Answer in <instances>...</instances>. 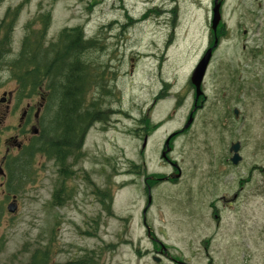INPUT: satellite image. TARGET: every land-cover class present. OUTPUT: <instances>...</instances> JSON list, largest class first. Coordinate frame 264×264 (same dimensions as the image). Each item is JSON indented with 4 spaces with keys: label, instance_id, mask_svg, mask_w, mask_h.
<instances>
[{
    "label": "rangeland",
    "instance_id": "rangeland-1",
    "mask_svg": "<svg viewBox=\"0 0 264 264\" xmlns=\"http://www.w3.org/2000/svg\"><path fill=\"white\" fill-rule=\"evenodd\" d=\"M213 2L0 0V98L16 89V111L4 121L0 104V161L21 108L46 99L44 136L19 133L23 148L6 161L46 143L59 107L57 90L21 94L11 65L42 16H49L45 46L74 28L94 42L81 58L82 92L102 115L64 179L58 164L35 153L9 191L4 165L0 264H24L37 249H47L51 264L85 257L91 264H264V0H222L215 35ZM215 37L196 100L190 77ZM237 142L234 166L229 148ZM166 149L181 175L154 185L146 208L145 176L171 172L160 157Z\"/></svg>",
    "mask_w": 264,
    "mask_h": 264
},
{
    "label": "trees",
    "instance_id": "trees-1",
    "mask_svg": "<svg viewBox=\"0 0 264 264\" xmlns=\"http://www.w3.org/2000/svg\"><path fill=\"white\" fill-rule=\"evenodd\" d=\"M43 19H37L41 28L33 37H26L22 43L18 58L11 63L14 69H17L15 80L18 82L20 93L23 94L28 89V96L38 93V90L47 87V89L57 90L59 107L57 109L56 120L66 125L68 131L62 135L61 128L54 133L52 139L54 141L66 137L69 141L72 137L78 138L79 134H75V127L81 115L91 117V105L83 109L81 105H85L83 88H85L86 71L83 70L82 55L87 49L94 47L93 41H87L81 29H64L60 32L57 40L47 46L44 45V38L49 24V16H42ZM93 82V81H92ZM23 95L19 94V97ZM73 131H70L71 129ZM43 138V137H40ZM76 140V139H75ZM26 147L24 152L26 155H20L19 158L6 161L5 167L8 170L7 188L11 191V179L22 177L26 174L29 158L35 153L49 155L47 143L40 145V148ZM53 151L59 150L53 145ZM57 163L60 165L61 158L56 157ZM59 174L64 179L67 172L60 169ZM62 193V188L57 190L55 196ZM58 198V197H57ZM0 210V217H1ZM47 249L35 250L29 260L24 264H51ZM2 251V243L0 242V253ZM67 264H91V261L85 257L77 262Z\"/></svg>",
    "mask_w": 264,
    "mask_h": 264
},
{
    "label": "flooded vegetation",
    "instance_id": "flooded-vegetation-1",
    "mask_svg": "<svg viewBox=\"0 0 264 264\" xmlns=\"http://www.w3.org/2000/svg\"><path fill=\"white\" fill-rule=\"evenodd\" d=\"M15 91H16V89H14L13 91H10V92H3L2 93V97L0 98V104L4 106V108H2V113H1L3 121H4V118L10 116L11 114L14 113V111H16V110H13L11 107L12 106L11 102H12L13 96L15 95ZM41 92L42 91H40L39 94H41ZM202 98H203V96H202ZM40 100H41V102H39L36 105L26 104L24 106V108L20 109L21 114H20V117L18 119V126L16 128L17 134L14 135V137H9V141H10L9 148H6V151H5L3 157L1 158V161H0V177H3L5 175L3 168L5 165V161L7 159V156L9 155L11 150L12 151L13 150L20 151L23 148V144L18 141L19 133H24V134L28 133V134H30V138H32V139L33 138H40V137L44 136V135H41L42 131H41V128L39 127V118H40V115L43 111V108L45 107L46 99H44V97L42 96V97H40ZM194 103H195V98H194L193 106H195ZM88 107H89V105H87V104L81 105L82 111H83V109H86ZM200 107H201V105H200ZM92 108H93V110H92L91 117L86 116L84 114L81 115V118L78 121L79 125L76 126L75 130H74V132H75L74 135L79 134V137L75 138L76 140L74 139V137H72L71 140L67 141L66 137L62 138V136L59 140H56V141H54L52 139L54 133L59 129V126L62 127L61 128L62 135H65V133L68 131L66 125L59 123L58 120H56V114L57 113L55 114V117L53 120L54 122L56 121V124L55 123L53 124V121H51V126L49 127V133L45 134L46 137L48 138L45 140H46V143L48 146L49 155H44V156L46 158H48L49 160L54 161L56 164H58L56 161V157L61 158L60 165L58 164V166L60 167V169L66 171V172H68L67 168L70 165H72L73 163L77 162L79 157L81 156V155H77V154H78V152L81 151L82 145H83L85 138H86L88 132L90 131V129L95 124H99L101 121L102 115H101V112L99 110L98 105L96 106V104L92 103ZM110 114H111V112H109V115ZM233 115H234V109H233ZM234 118H235V116H234ZM70 129H71L70 131H73L72 128H70ZM54 130H55V132L53 134H51V132H53ZM147 139H148V135L144 134V136H142L141 147L143 146L144 140H146V142H147ZM53 145H56L59 150H56V151L51 150ZM140 153L143 154V149L140 151ZM162 153H163V150L160 153V157L167 166L171 167V172L166 174V175H161V176H158V175H156V176H145V179L143 181V188H144V192L146 193L147 197H148L149 193H151V191L154 189V187H153L154 185H157L158 183H160V184L175 183L177 181L175 176H177L179 173L181 175V171L178 168L177 164L175 162L170 161L167 158L169 156L168 154L166 155V159H163L161 156ZM2 173H3V175H2ZM0 185L2 186V184H0ZM142 217H143V215H142ZM143 225H144V223H143ZM173 264H184V263H181L179 261H175Z\"/></svg>",
    "mask_w": 264,
    "mask_h": 264
},
{
    "label": "water",
    "instance_id": "water-1",
    "mask_svg": "<svg viewBox=\"0 0 264 264\" xmlns=\"http://www.w3.org/2000/svg\"><path fill=\"white\" fill-rule=\"evenodd\" d=\"M221 3L222 0H214L213 2V8H212V19H211V31L212 33L215 35L218 25L221 22V13H220V9H221ZM218 44V40L217 38L214 39L213 42V46L209 49H207V51L204 53V55L202 56V58L199 60V62L197 63V65L195 66L191 77H190V84L192 85V87L194 88L195 91V97L196 100L203 95V92L201 91V85L203 82V79L205 77L206 74V70L207 67L209 65V62L212 58V52L213 49H215L217 47ZM234 116L235 119L238 118L239 116V111L237 109H234ZM192 123V118L190 117L187 124H186V128ZM145 144H146V140H144L143 142V146L142 148H145ZM167 146V142L165 144ZM239 149H240V145L239 143H233L230 145L229 148V152L232 154V157L230 158V162L232 163V165L236 166L240 161H241V157L239 155ZM169 152V149H166L163 151L162 153V158L166 159V154ZM176 178L179 177V174L177 176H175ZM151 197L148 195L147 198V205L146 208L150 205L151 203ZM146 208L143 211V215L145 214ZM16 209V205H15V198L12 197V203L10 205L7 206V211L9 213H13ZM164 251V250H163ZM153 261L155 263H159L160 259L157 257H153Z\"/></svg>",
    "mask_w": 264,
    "mask_h": 264
}]
</instances>
